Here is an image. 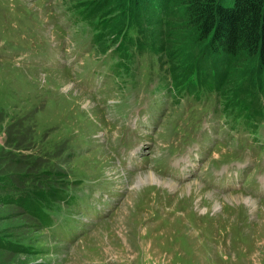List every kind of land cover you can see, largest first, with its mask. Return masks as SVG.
<instances>
[{
  "label": "rangeland",
  "instance_id": "1",
  "mask_svg": "<svg viewBox=\"0 0 264 264\" xmlns=\"http://www.w3.org/2000/svg\"><path fill=\"white\" fill-rule=\"evenodd\" d=\"M99 1L0 0V264H264V139L257 140L264 100L236 108L225 86L209 94L200 78L184 89L171 82L163 100L158 89L169 87L163 82L168 65H158L152 38L138 39L120 22V6L145 11L165 1L106 0L99 12L89 10ZM184 42L182 65L192 69L209 39ZM206 101L220 111L211 117ZM141 105L146 126L164 130L159 137L169 150L154 159L163 174L167 155L179 153L172 143L191 139L208 121L201 134L210 173L175 182L149 168L134 175L119 169L136 134L128 119ZM150 136L147 131L136 142ZM158 148L146 146L143 155ZM25 172L31 177L23 178ZM144 172L166 181L136 186ZM208 173L215 175L212 187L201 181L208 182ZM107 182L124 194L115 212L68 244L50 234L56 225L44 228L31 202L49 187L74 196L78 185L84 195L109 190ZM85 201L51 202L60 218L74 219L87 214Z\"/></svg>",
  "mask_w": 264,
  "mask_h": 264
},
{
  "label": "trees",
  "instance_id": "2",
  "mask_svg": "<svg viewBox=\"0 0 264 264\" xmlns=\"http://www.w3.org/2000/svg\"><path fill=\"white\" fill-rule=\"evenodd\" d=\"M105 1L100 0L89 10L99 12L96 9ZM164 1V5L145 11L123 2L120 22L128 23L127 28L132 27L138 39L144 36L153 39L159 64L161 67L165 63L168 65L166 75L172 82L184 89L188 81L200 78L206 81L203 89L215 92L225 86L231 94L229 102L236 108L244 103L253 109L254 104L260 103L264 99V0ZM187 36L198 44L209 39L207 51L195 54L192 69L185 67V62L184 67L182 65ZM163 54L167 55L165 62ZM210 54L213 58H209ZM218 58H224V61L216 62ZM29 173L21 176L27 179L31 177ZM5 178L9 179V176ZM45 192L44 197L42 193ZM45 192L37 193L31 201L37 209L44 202L64 197V190L56 193L49 187ZM37 216L41 222L46 219L40 209Z\"/></svg>",
  "mask_w": 264,
  "mask_h": 264
},
{
  "label": "bare ground",
  "instance_id": "3",
  "mask_svg": "<svg viewBox=\"0 0 264 264\" xmlns=\"http://www.w3.org/2000/svg\"><path fill=\"white\" fill-rule=\"evenodd\" d=\"M157 180L159 182H161V183H164V181H166V180H164V179L162 180L161 178L157 177L156 175H154L152 173H148V172L147 173L144 172L143 174L137 175V177H135V179H134V181L136 183L135 184L136 186H143L145 184H152L154 182L157 183ZM194 183H195V181H194ZM168 184L170 185V187H173V188L176 187L175 183L169 182ZM187 184L184 187V189H186L185 192L188 191V193H189L191 191V189H192V187H191L192 183H189V185H187ZM246 200H247V198H246ZM250 201L251 202H255L253 200H250Z\"/></svg>",
  "mask_w": 264,
  "mask_h": 264
}]
</instances>
